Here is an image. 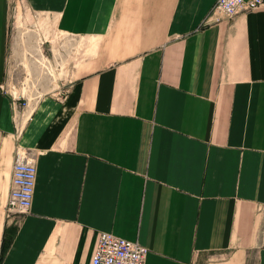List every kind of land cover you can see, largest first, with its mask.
<instances>
[{
    "label": "crops",
    "instance_id": "crops-1",
    "mask_svg": "<svg viewBox=\"0 0 264 264\" xmlns=\"http://www.w3.org/2000/svg\"><path fill=\"white\" fill-rule=\"evenodd\" d=\"M216 1L21 0L64 34L71 79L47 75L19 133L0 0V264H83L101 232L146 264H264V5L213 23ZM18 148L37 178L9 216Z\"/></svg>",
    "mask_w": 264,
    "mask_h": 264
},
{
    "label": "built area",
    "instance_id": "built-area-1",
    "mask_svg": "<svg viewBox=\"0 0 264 264\" xmlns=\"http://www.w3.org/2000/svg\"><path fill=\"white\" fill-rule=\"evenodd\" d=\"M263 3L264 0H219L212 15H218V21L221 18L233 17L242 11L258 9ZM2 89L4 90L5 86ZM14 94L11 93L15 100L23 101L24 95ZM36 178L37 167L34 159L30 153L18 148L13 164L12 188L6 207L9 216H22L30 211ZM148 253L149 250L139 242L101 232L97 236L91 259L83 264H146Z\"/></svg>",
    "mask_w": 264,
    "mask_h": 264
},
{
    "label": "bare ground",
    "instance_id": "bare-ground-1",
    "mask_svg": "<svg viewBox=\"0 0 264 264\" xmlns=\"http://www.w3.org/2000/svg\"><path fill=\"white\" fill-rule=\"evenodd\" d=\"M218 1L219 0H217V2ZM263 5H264V3L261 6H263ZM261 6H259V7H261ZM213 9H214V7H213ZM248 12H250V11H244V12L242 11L236 15H233V17L221 18L218 21H216V19L218 18V15H216V14L212 15L211 14V17L209 20H210V22H213V23L214 22H220L223 20H230V19H233L234 17H236L237 15H239L241 13H248ZM27 13H30V16H29V14L24 16L19 11L17 13L16 18H17L18 26L20 28L25 26L27 29L26 31L29 32V33H24V42H28V44H27V46L24 45L23 50H24V48H26V49H25V52L23 51V53H24L26 59L31 60V62H32L31 66L36 70H35V72H31V70L29 68H27L28 74H27V77L24 78L25 80L20 83L21 86H18V83H16V85L13 86L12 90L15 93L14 95H17V96L18 95H21V96L24 95L23 101L15 100L13 98V96L10 95L13 98L14 103L17 105V109H18V111L15 115L17 117L16 118V127H17L19 133L22 132V128H23L22 122L24 121V119L27 117L29 112L36 107V103L43 96L46 95V94H44L41 96L40 95L41 93L39 94V91H38L39 87H43L42 81L45 80L47 75H51L50 85H53V88H55V86L57 85L58 79L64 74V69H62L63 66L59 68V72L55 71L54 67L52 66L53 63H51L50 61H49L50 62L49 63L47 58L41 53V51H42L41 50V43L42 42H40V39L50 37L54 33L56 27L53 25V23H50V21L48 20V18L44 14H41L39 12H34V13H36V16H33V14H32L33 12L27 11ZM30 24H31L32 29L30 27ZM50 30H51V32H50ZM40 35H42V36H40ZM36 36L39 37L38 42H37L38 43L37 50H38L39 54H33V53L30 54L28 52L29 48L31 45L35 44V42H36V40L32 41L31 38L34 37L36 39ZM61 36L63 37V35H61ZM40 37H42V38H40ZM65 40H66L65 37H63L62 38V41H63L62 47H60V48L57 47V53H55L56 54V58H55L56 61H58V58L61 57L60 51L63 50V47H65L67 45V43L64 42ZM75 40H79V38L74 39V41ZM26 59H25V61H26ZM38 62L40 63L41 66L39 65ZM29 85L31 86V88H29ZM5 86L8 87V85H5ZM58 87L60 88V86H58ZM50 89H51V87H50ZM31 98H36V99H33L31 101ZM23 102H25V105H23ZM12 178H13V172H12ZM11 188H12V181H11ZM10 191H11V189H10ZM9 196H10V193H9ZM8 200H9V197H8Z\"/></svg>",
    "mask_w": 264,
    "mask_h": 264
},
{
    "label": "rangeland",
    "instance_id": "rangeland-1",
    "mask_svg": "<svg viewBox=\"0 0 264 264\" xmlns=\"http://www.w3.org/2000/svg\"><path fill=\"white\" fill-rule=\"evenodd\" d=\"M20 1L21 0H14V4L12 6L10 35H9L11 63H10V66H8V76H7L6 81H5L6 83H8V87L3 85V86H5V89L7 91V92L5 91V93H7L8 95H11L10 93L14 92L12 89H13V86L16 85V83H18V86H21L20 82L24 81L25 80L24 78L27 77V73L24 72L23 70L22 71L16 70V66L14 64V59H15L14 56L15 55H13V50H16L19 53V54L16 53V57H18V62H19L20 61L19 55H20V53L22 54L23 51L25 52L26 48H24V50H23V47H24V45L27 46V44H28V42H24V33H29V32L26 31L27 29L25 26L21 27V28L18 26L16 16H17V13L19 11L24 16H26L27 14H29V16H30V13H27L26 9L20 5V3H19ZM251 11H253V10H251ZM212 12H213V9H212L209 16H211ZM32 14H33V16H36V13L33 12ZM41 14H43V13H41ZM30 27H31V24H30ZM31 29H32V27H31ZM56 30L57 29H55L54 33L50 37H46V38L40 37V38H42V39H40V42H42L41 43L42 54L47 58L48 61L53 63L56 67H59L57 64H59V61H61L60 60L61 58L60 59L58 58V61H56V59H55L56 54L55 53H57V47H59V48L62 47V44H63L62 38L64 37V34L63 33L61 34V32H59L58 30L56 31ZM50 32H51V30H50ZM61 35H63V37ZM40 36H42V35H40ZM31 40L35 41L36 39L34 37H32ZM82 44L85 45V43H82ZM75 45L77 47L78 43H76ZM84 52H85V50H84ZM60 53L62 54V50L60 51ZM88 54H90V53L88 52ZM75 56L78 57V54L76 53ZM78 59L79 58L76 59L77 62H78ZM12 66H13L14 70L12 69ZM72 78H73V76H72ZM69 79H71L70 71H68V75L65 78H64V75H62L58 79L59 82H57V84L59 83L60 87H63V82L68 81ZM42 83H43V87H39V89H38L39 94L41 93L40 94L41 96L46 94V93L56 92V90L58 89V88L52 89V86H50L51 89L49 87H46V81H44V82L42 81ZM29 88H31L30 85H29ZM61 91H60V95H61Z\"/></svg>",
    "mask_w": 264,
    "mask_h": 264
}]
</instances>
